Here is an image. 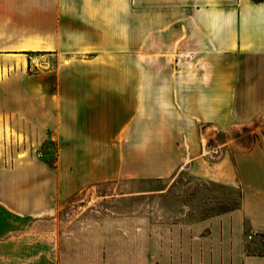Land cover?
I'll use <instances>...</instances> for the list:
<instances>
[{"label":"crops","instance_id":"crops-1","mask_svg":"<svg viewBox=\"0 0 264 264\" xmlns=\"http://www.w3.org/2000/svg\"><path fill=\"white\" fill-rule=\"evenodd\" d=\"M261 118L264 0H0L3 141L56 145L0 161V264H264ZM225 148L240 209L145 219V181Z\"/></svg>","mask_w":264,"mask_h":264},{"label":"rangeland","instance_id":"rangeland-1","mask_svg":"<svg viewBox=\"0 0 264 264\" xmlns=\"http://www.w3.org/2000/svg\"><path fill=\"white\" fill-rule=\"evenodd\" d=\"M262 1V0H254ZM1 123V121H0ZM263 118L257 123L256 120L245 121L234 132L239 141L234 144L236 151L241 153L249 152L255 144V137L258 139L263 134ZM9 132L6 127V136L3 141V128L0 125V161H11L15 158L21 159L26 154L53 165L56 159V145L53 141L43 144L37 149L34 144L23 142L13 133L12 141L9 140ZM225 137H219L223 140ZM261 147L263 144H259ZM25 151V153H24ZM209 156L200 160L189 170H183L170 180L145 181L144 184V215L150 222L160 224H171L185 221H194L215 217L228 213L242 206L241 186L228 183L225 180L224 167L227 165L231 152L223 149L220 160H216L218 154L208 153ZM114 197V195H112ZM135 205L123 206L121 211L133 213ZM139 208V205H138Z\"/></svg>","mask_w":264,"mask_h":264},{"label":"built area","instance_id":"built-area-1","mask_svg":"<svg viewBox=\"0 0 264 264\" xmlns=\"http://www.w3.org/2000/svg\"><path fill=\"white\" fill-rule=\"evenodd\" d=\"M250 238V237H249Z\"/></svg>","mask_w":264,"mask_h":264}]
</instances>
